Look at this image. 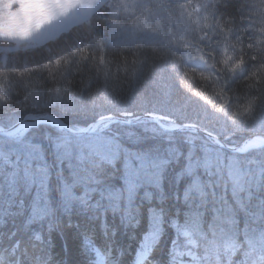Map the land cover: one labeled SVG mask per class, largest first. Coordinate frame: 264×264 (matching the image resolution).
Instances as JSON below:
<instances>
[{"label":"snow or ice","instance_id":"6c2138e0","mask_svg":"<svg viewBox=\"0 0 264 264\" xmlns=\"http://www.w3.org/2000/svg\"><path fill=\"white\" fill-rule=\"evenodd\" d=\"M230 6L228 0H0V42L3 44L0 46V99L14 91L20 80L27 77L23 82L38 102L41 90L51 81L56 91L47 103L67 113L73 108L65 104L64 96L77 81L81 92L90 89L93 80L101 81L104 86L101 99L111 103L116 94L117 85L114 82L121 78L124 82H135L145 73L144 65L150 53L163 59L165 66L170 65L173 70H176L177 64L170 57L183 55L189 61H197L198 65L185 66L186 79L183 83L190 90L192 72L199 66H207L211 60L212 67L216 68L218 63L221 66L217 69L218 73L225 74L223 84L218 85L215 92L224 102L215 105L213 98L199 88L193 94L230 119L237 131L251 126L249 136L234 147L233 152H264V28L260 29L258 41L262 46L260 55L251 57L257 63L249 68L243 48L244 37L236 34L235 21L227 13ZM253 8L264 23V2L253 4ZM81 33L84 35L81 36ZM247 46L253 47L252 44ZM21 49L26 50L23 55ZM29 51H46L47 63L40 62L38 68H28ZM21 66L24 72H18ZM45 70L47 78L39 77L38 73ZM200 75L203 79L209 78L203 72ZM241 75L245 76L247 84L237 94L238 111L232 112L225 88L229 79ZM169 94L165 89V95ZM241 99L243 103H239ZM151 116L164 132L172 133L180 127L175 120L154 113ZM165 120L166 123L162 122ZM113 122L111 116L100 114L89 127L73 128L62 115L42 111L26 115L12 129L0 127V136L22 143L30 130L46 125L60 133L55 138L57 151L70 156L72 137L103 132ZM184 129L194 133L197 126L185 123ZM152 130L156 131L155 128ZM198 138V135L186 136L187 142L192 145ZM212 142L218 149L205 147L202 156L197 155L193 147L186 154L171 148L167 157L157 158L148 152L124 148L109 138L97 135L93 142L86 145L91 150L89 154H94L100 165L122 168V187H89L74 175L64 181L62 199L68 207L74 202L87 207L98 193L100 199L94 206L107 201L103 222L105 235L110 227L107 223L109 211L113 215L120 214L121 221L129 228L140 229L143 225L134 264H157V251L169 228L175 231L176 238L168 248L166 264H201L202 258L197 251L201 241L208 244L207 254L217 258L223 255L231 260L240 251L237 236L221 228L219 239L209 240V230H214V225L206 220L205 212L200 210L201 205L194 206L195 201L205 202L209 195L210 182L205 180L204 174L211 176L217 161L223 158V153L219 151L223 149L221 139L213 137ZM25 147L29 159L25 162L23 179L28 189L36 186L32 215L28 221L31 224L52 215L49 201L51 173L40 146L26 144ZM85 158L82 151L79 159L83 161ZM34 160L42 163L33 165ZM18 163L0 150V167L11 165L15 169L10 173L12 184H16L15 177L19 175ZM173 163L179 165L176 182L183 185L177 199L182 198L185 208L182 212L177 209L172 215H167L164 208L167 202L164 174ZM226 168L235 202L243 209L240 193L251 185L252 180L245 177L252 176V172L241 168L240 160L235 157L229 158ZM259 171L258 187L264 183V168ZM91 182L97 185L103 183L95 176L91 177ZM141 196L148 205L146 208L137 204ZM214 211L215 218L222 219L225 224L239 223L236 209L231 205ZM52 230V225H49V232ZM245 236L248 247L240 264H248L253 257L258 259L259 264H264V230L246 231ZM132 238H136L135 233ZM41 239L39 234L35 236L36 241ZM84 243L95 252V264H117L109 251L95 246L94 229L85 231ZM5 259L4 255H0V264H5ZM37 264L43 262L38 260Z\"/></svg>","mask_w":264,"mask_h":264},{"label":"trees","instance_id":"16d2710c","mask_svg":"<svg viewBox=\"0 0 264 264\" xmlns=\"http://www.w3.org/2000/svg\"><path fill=\"white\" fill-rule=\"evenodd\" d=\"M34 53H37L38 57H41V56L44 57L47 55L46 51H36ZM45 63H47V60ZM39 64L40 63L35 62L32 68L39 66ZM21 70H23V68H21ZM148 76H149V73L145 71L143 77L148 79ZM121 79L123 80V78ZM78 86L80 87V84L77 81L74 84L73 89H72V91H74L73 94L72 92H68L64 96V100H66L64 101L65 104L72 107L73 108L72 111H68L67 113H62L59 107L55 105L48 106V107H37L40 105H37V106L32 105L31 107H34V108L19 109L21 108V106H23L22 105L23 102H21L20 106L11 105V106H14V108L17 107L16 109L8 110L7 107L0 109V119L4 118L5 120L4 122L0 120V126L2 127L9 126L12 123L16 122L18 119H22L26 115L31 114V113L50 111V112H55L58 115H62L63 119L70 126H73L75 128H82L83 126H87L88 124L93 122V120L98 118L100 114L106 115L110 112L115 111L116 108H119L120 106H124V104L127 106L126 107L127 109L120 110V113L122 114L118 113L117 115L126 116V117H134V116L136 117V115H140L142 111H144L145 109H147L150 112L155 113V110H153L152 107L149 108L143 105L145 107L142 109L140 105L146 102H149L152 106H154L156 103L155 98L157 97L159 90L162 88L161 87L158 91L144 89V95H145L144 98H141L142 94L141 95L138 94L139 98H135L134 102H124L121 104L122 102L121 100L113 101L115 103V108H112L107 103L103 104L102 102L94 101L93 92L95 91L93 90H95L97 87H100V86L102 87L101 81L93 80L92 87L90 89H86L83 92H80V94H76V89L78 88ZM74 95L75 96L77 95L76 97L78 98L80 97V100L82 99L85 102L86 106L92 107L93 105H98L97 110L92 109V111H87L83 109L85 106L83 107L81 106L83 104L81 105L80 104H70L69 105L70 99L72 97H73L72 99L75 98ZM50 97L51 95L43 96L42 100L43 101L49 100ZM149 99H151V101ZM126 103H133V107H129ZM18 111H21V113L24 115L19 114ZM132 113H135L136 115H131ZM140 124L142 123L140 122L136 126L135 125L123 126L121 124L114 123L110 125V129L114 133L108 134L104 131L102 134H104L103 136L105 138L110 137V139H114V140H116L115 139L116 136L129 138L130 136H128L127 131L137 130L138 132V129H140L139 127ZM41 128L44 129L46 133L40 130ZM40 129L34 128L30 130V132L25 136L24 141L22 143H17L15 140L0 136V144L2 145L0 146V150H3L6 153H8L10 157L12 158L13 162H16L17 160L19 161L17 165L19 169V175L15 177L16 184L11 183L12 177L10 176V173L15 171V169L11 165H4L3 167H0V202H2L4 199H9V198H12V200H14L18 196V193L15 191V189L18 188L21 184V181H19L18 179L20 176L24 175L23 169L25 167V162L29 159L25 145L26 144H36V145H39L40 148L42 149L45 160L50 168L51 183L49 186V201H50V207L53 210L52 215H50L48 218L44 220H36V221H33L31 224H29L28 221L31 218L30 215H32V207H33V203L35 200L33 197L30 199V197L26 194L20 196V198L18 196L14 203L12 201L8 204V206L0 207V224H4V227L0 226V232L4 234L5 239L7 238V236H10L14 232L17 234L16 237L14 238H21L25 241H28L29 237H31V242L39 243L46 251H50L54 255H55V250H54L55 246L56 245L60 246L59 240H60L61 234H64L65 241H66V243L64 244L66 245V250L68 249L67 250L68 251L67 258H69L68 264H95L96 260H92V262H90L91 260H87L85 256L79 257V254L77 252V249H79L78 244L76 246L75 243H73L74 239L70 240V237H72L76 232H78V227L74 220L75 215L78 214L79 211H82L84 212L83 213L84 219L81 218V220L83 219L82 226L83 227L85 226V228L94 229L96 231L95 238L96 239L100 238V242L102 243V246H104V250L109 249V248L114 249L115 252L117 253V254L115 253L116 259H117V255L123 252L124 253L123 260L126 262L127 259L131 258L128 255L129 252L135 254L136 249L138 247L140 234L143 232L144 226L142 225L140 229L129 228L121 221L120 214L113 215L109 211L107 212V223L109 224L110 227H109L107 234L105 235V231L103 228V222L105 220V206L107 204V201H102L100 206H94L96 205L97 200L100 199L99 195L96 194L87 207L80 204L79 202H74L71 205V207H68L67 205H65L62 199V195H61L62 190H63L64 181L71 179L74 175L77 178H80L82 183H87L89 187L93 186L97 188H103L105 186H112L113 188H115L113 185L115 183H110L109 181H118L120 177L117 175H119L120 173L115 172L116 167H111L109 168V170H111L110 173H112L114 176L113 179L112 178L105 179L104 177H99L101 166L100 164L97 163L98 158L94 154H92L93 156L90 155L89 153L91 152V150L88 147H86V145L89 143L88 141L91 139V136H87V137L84 136L82 138L72 137L71 149L74 147V149H77L79 152L83 151V153L85 152L87 153V158L81 161L79 159V156H74L73 154L71 156V159L69 158V156L62 155L60 152L57 151L54 142L53 143L46 142V141L49 142L50 140L54 141L55 138L58 135H60V133H58L55 129H52L51 127L46 126V125L40 126ZM189 134L190 132L189 133L180 132V133L164 134V136L162 137L158 136V138L155 135L151 136L150 138L156 139L157 142L160 140L162 143L158 142L157 147H154V148L149 147V150L146 152H152L154 150H157V148L159 147H163V148L165 147L169 149L176 148L178 150L181 149V147H183L187 150L186 152H188L189 150H192L194 147V150L197 151L198 149H200V146L206 147L207 144H210L208 140L202 137L204 139H202L201 141L197 139L193 146L192 144H189L186 140V136ZM192 135H195V134L192 133ZM220 137H224V136L221 135ZM93 140H91V142H93ZM134 143H138V142H134ZM151 145H154V144H151ZM153 157H157V155ZM85 162L86 163L95 162L97 167L92 168L87 163L89 168L83 169L82 166L84 165ZM36 163H42V162L38 160H34L33 165H35ZM86 169H90V170H86ZM218 169H220L221 171H225V165H222V167ZM95 170L98 172V174L96 175V178L102 180L103 182L99 185L93 184L91 182L92 173ZM254 170L258 171L259 169H254ZM214 173H217V169L214 171ZM76 174H79V175H76ZM176 174H177V171L175 170L168 171V169L166 173L164 174V181H166L167 184L171 182V185H172V186H167V187L164 186V188H166L167 190L165 191L166 196H167V202L164 205L167 215H172L173 213H175L177 209H180L182 212L185 208L182 198L177 199V195L182 193L183 185L177 184ZM213 174L209 176L207 175V173H205L204 178L206 179V181H210L211 178L212 179L215 178V175L213 176ZM1 183H2V186H1ZM213 183H214V186L218 184L216 180ZM120 185H122V182H120V184L117 185V187L119 188ZM33 187H35V185ZM260 189H261L260 192L254 195L251 199L245 198L243 194L244 192L240 193V197L244 203L243 209H241L236 204L235 199L231 192H228V194L225 197V201L228 200V204L221 201V204L223 206L231 205L233 208L236 209L237 219L239 221L241 228H244L246 225L251 226L259 220V223L256 224V228L254 231L258 232L260 230H264V203L259 202L260 197L264 196V183L261 184ZM247 190H250L249 187L247 188ZM77 191H79V189ZM208 192H209L208 196H211V195L213 196L215 194V196L218 198L220 197L222 190L219 191V189H217L214 192H210L208 190ZM169 198L174 199L175 203H171V200H169ZM209 200H211L212 202V199H209ZM41 203H43V201H41ZM137 204L138 205L143 204L145 208L148 206L146 203L143 202L142 196L138 197ZM197 204L201 205L200 210L203 211V205L201 204V202L195 201L194 206ZM1 205H4V204H1ZM256 213H260L261 216L257 217ZM211 214L212 213L209 210L206 215V220H208L211 217ZM47 222H49L50 224H47ZM49 225H52V228H53L51 232H49ZM8 226L9 228L5 230V227H8ZM23 227H27L26 232L24 231L25 234L20 232L21 228ZM247 232L251 233L253 232V230L249 228ZM133 233H135V236H136L135 239L132 238ZM37 234H39L42 238L40 241L35 240V236ZM114 235L115 237L112 238ZM175 238H176L175 231L169 228V230L164 236V239H163V242L160 248L157 251L156 260L158 261V264H166V261L168 258L167 257L168 248ZM73 250L75 252H73ZM74 254H76V258L72 257L74 256ZM94 258H97L95 253H94ZM120 259L121 257L119 258V260Z\"/></svg>","mask_w":264,"mask_h":264},{"label":"clouds","instance_id":"9594fccd","mask_svg":"<svg viewBox=\"0 0 264 264\" xmlns=\"http://www.w3.org/2000/svg\"><path fill=\"white\" fill-rule=\"evenodd\" d=\"M262 2H264V0H228V3L231 6L227 9V13L235 21L234 27L236 34L243 35L244 37L243 48L244 53H246L245 59L249 64V68L257 63V61L252 60L251 57H259L260 48L262 47L258 41L261 37L260 29L264 28V23L261 22V18L257 15L255 9L253 8V4H259ZM225 19H227V17ZM83 35L84 33H81V36ZM249 37L252 39L249 40ZM65 43H67V41H65ZM248 44H252L253 47L249 48L247 46ZM56 47L58 48L59 46ZM236 51L237 55H239V48H237ZM170 58L175 60V63L177 64L176 70H173L170 65L165 66V61L163 59L155 58L151 55V53L149 54V59L144 65L145 71L149 73V76L148 79L144 80L143 88L152 91H158L161 87H163L169 91L170 94L168 96L170 98H179L182 103L178 107L173 104H167L162 106L161 109L163 112L162 116L171 120H175L180 126L179 130L190 132L191 130L184 129V124L193 123L197 126L196 132L194 133H204L208 138L211 139V141H213V137L220 139V136L223 135L224 140L221 141L223 144V149H229L230 151H233V149H231L230 146L224 141L229 140L233 133L237 131L236 125H234L230 119H226L222 113L216 111L213 105L205 103L200 97L193 94L195 89L199 88L213 98L215 105L218 106L220 103H223L224 101L215 95L217 86L223 84L224 82L225 74L218 73L217 71V69L221 66L217 63L216 68H213V61L210 60L207 66L197 67V70L192 72L190 90L183 83V81L186 79L184 76L186 71L185 66L198 65V62L195 60L189 61L188 58L183 55H177ZM21 68L23 67H19L18 72L25 71L24 68L23 70H21ZM201 72H203L209 78H201ZM15 75L16 74H13V76ZM217 75L220 76L219 80H217ZM26 79L27 77L22 78L14 91L0 99V108L10 107L13 104H18L21 102L29 104L34 101V93L29 88H27L23 82ZM246 84L247 80L244 75L237 76L235 79H229L227 87L225 88V94L230 98V102L228 104L230 111H238L236 107L238 103L237 94L244 90V86ZM55 91L56 90L52 85V82L49 81L45 88L41 90V94L48 93L49 95L54 96ZM262 99H264V97H262ZM239 103H243V100L241 99ZM107 104L110 107L115 108L114 102ZM33 106L35 105L33 104ZM118 113H120V109L116 108L115 111L106 115L111 116L113 121H116L118 118ZM131 115L136 114L132 113ZM136 118L143 120H147L149 118L152 119L151 112L145 109L142 111L141 115L137 116ZM120 122L124 123L125 121ZM163 122L166 123L167 120ZM155 123L159 124L156 121ZM229 129L232 131H228ZM226 156L227 153H224L221 164H223V159ZM253 162L258 163L255 161ZM259 170L255 173V177H253V175L249 177V179L252 180V183L249 186L250 190H247L243 193L247 199H251L261 190L260 186L258 187L256 183L260 175ZM217 175L218 186L221 187L222 193L218 198L214 194L212 202H210L208 205L209 210L212 213L211 217L208 219V222L209 224L214 225V230H209L208 239H219L221 235L220 229L223 228L225 231H230L237 236L241 246L240 251L236 256L231 257V260L223 255L217 258L214 255H209L206 253L208 244L205 241H201L197 251L202 258L201 264H240V261L244 259V254L248 247L245 233L249 230V228L254 231L256 224L259 223V220L251 226L246 225L244 228H241L239 223L236 225H228L225 224L222 219L215 218L214 210L223 206L221 201L225 199L228 192L232 193V183L227 171H221L220 169H217ZM259 202L264 203V196L260 197ZM205 214L207 215V212H205ZM256 215L257 217L261 216L260 213H256ZM16 235L17 234L14 232L5 239L4 234L0 233V255H4L6 257L5 264H37L38 260H41L43 264H62L61 260L57 259V257L50 251H46L39 243L31 242V237H29L28 241H25L21 238H14ZM108 251L111 253L112 258L117 261V264H134V253L129 252L128 255L131 258L127 259L125 262L123 260V252L119 254L121 259L118 260L115 258L114 249L109 248ZM248 264H259V261L253 257L248 260Z\"/></svg>","mask_w":264,"mask_h":264},{"label":"rangeland","instance_id":"374dc122","mask_svg":"<svg viewBox=\"0 0 264 264\" xmlns=\"http://www.w3.org/2000/svg\"><path fill=\"white\" fill-rule=\"evenodd\" d=\"M0 46H3V44H2V42H0ZM55 46V45H54ZM21 51V54H23L26 50L25 49H21L20 50ZM34 52H36V51H29L28 52V60H29V63H28V68H30V69H32V66L34 65V63L35 62H38V63H40V62H46V57H47V55L46 56H41V57H38V54L37 53H34ZM31 54H33V55H31ZM37 67H39V66H36L35 68H37ZM44 72H46V73H44ZM38 76L39 77H41V78H44V79H46L47 78V71L45 70V71H41V72H39L38 73ZM144 76V74L142 75V76H140L135 82H124L122 79L120 80V81H115V83L117 84V89H116V94L113 96V101H119V100H121L122 102H121V104L122 103H124V102H134L135 100V98H139L138 97V94H142V97L141 98H144V88H143V84H144V80H146V78L145 77H143ZM163 88V87H162ZM160 89L159 90V92H158V94H157V97L155 98L156 99V103H155V105L154 106H152L149 102H146V103H144V104H141L140 105V107L143 109L145 106H147V107H149V108H153V110H155V113H156V115H160V116H162L163 115V112H162V106H164V105H167V104H173V105H175V106H179L182 102L179 100V98H170L168 95H165V89L163 88V89ZM93 91H95V92H93V98H94V101L95 102H102L103 104H106V102H104L102 99H101V96L103 95V92H104V86H103V83H102V87L100 86V87H97L95 90H93ZM109 91H111V88L109 89ZM142 91V92H141ZM72 92V94H73V92L74 91H71ZM80 87L78 86V88L76 89V94H80ZM48 96L49 94L48 93H43V94H41L40 95V97H39V101L37 102L36 100H34L32 103H29V104H26V103H24L23 102V106H21V108H19V109H27V108H34V107H31L33 104L35 105V106H37V105H40V106H37V107H48V106H54V105H52V104H49V103H47V101L48 100H45V101H43L42 100V98H43V96ZM77 96V95H76ZM75 95H74V99H70V102H69V105L70 104H83V105H81L82 107L83 106H85L83 109H85V110H87V111H92V109H96L97 110V106L98 105H93V106H95V107H90V106H86L85 105V102L81 99L80 100V97L78 98V97H76ZM69 100V99H68ZM150 101H151V99H149ZM64 101H66V100H64ZM143 101V100H142ZM120 104V105H121ZM129 107H133V103H126ZM14 106L15 105H17V106H20V103H18V104H13ZM42 105V106H41ZM143 105H145V106H143ZM14 106H10V107H7V109L8 110H10V109H16V108H14ZM36 107V108H37ZM109 107V106H108ZM127 106L124 104V106H120L119 108H120V110H125V109H127L126 108ZM0 109H3V108H0ZM86 111V112H87ZM151 113H154V112H151ZM154 113V114H155ZM141 115V114H140ZM137 116V115H136ZM125 117V116H124ZM135 117V116H134ZM134 117H129L130 119H132V118H134ZM2 122H4L5 120H4V118H1L0 119ZM142 124H140L139 125V127H140V129H138V132H137V130L135 131V130H131V131H127L128 133V136H130L129 138H124V137H115V139L116 140H114V139H111L112 141H114L115 143H118V144H120L121 146H124V144H125V148H127V149H130V150H132V151H135V152H146V151H148L149 150V147H151V148H154V147H157V143L159 142V143H162L160 140L157 142V141H153V139H151L150 137L151 136H156L157 138H158V136H164V134H165V132L164 131H162V129H160V127H159V125H157L156 123H155V121L154 120H152V119H147V120H141L140 121ZM139 122V123H140ZM138 123H136V124H134L135 126L137 125ZM131 126H133V125H131ZM1 127V126H0ZM69 127H73V126H70L69 125ZM73 128H75V127H73ZM137 128V127H136ZM136 128H134V129H136ZM156 129V131H153L152 129ZM249 130V133H246L245 132V134L248 136L249 134H250V130H251V126H248V127H246L245 128V130ZM231 129H229V131H230ZM259 129H257V131H258ZM106 133H108V134H110V133H114L111 129H110V127L109 128H107V129H105L104 130ZM103 131V132H104ZM232 131V130H231ZM242 131H244V129L242 130ZM103 132H99V133H94L93 134V136H91V139L88 141L89 143L91 142V140H93L94 139V137L95 136H97V135H99V136H102V137H104L103 135L104 134H102ZM182 132H184V133H189V131H182ZM238 132L237 131H235L233 134H237ZM190 134H192V133H190ZM195 135H197L196 133H194ZM87 135L88 134H84V136H86L87 137ZM84 136H82V137H84ZM201 137H205V138H208L205 134H203V133H201V135H200ZM3 137V136H2ZM82 137H78V138H82ZM107 138H109L110 139V137H107ZM142 139V140H141ZM208 139H210V138H208ZM141 140V141H140ZM223 140H224V138H223ZM230 140V139H229ZM228 140V141H229ZM228 141L226 142V143H228ZM47 143H55V140L53 141V140H50L49 142L48 141H46ZM134 142H138L139 144H140V146H139V144L138 143H134ZM8 144V143H7ZM151 144H154V145H151ZM9 145V144H8ZM160 145V144H159ZM0 146H2L1 144H0ZM10 146V145H9ZM141 146H143V147H141ZM194 146V145H193ZM235 146H238V145H235ZM234 146V147H235ZM5 147V146H4ZM207 148H213V149H218V146L217 145H215L212 141L210 142V144H207V146H206ZM205 148V147H204ZM157 150H160V153L161 154H159V158H165V157H167L168 155H169V148H163V147H159V148H157ZM179 151L180 152H183V153H187L186 151V149L185 148H183V147H181V149H179ZM219 151H221L223 154L224 153H227V156L223 159V164H221V161H217V165L212 169V174L214 173V171L216 170V169H218V168H220V167H222V165H225V171H227V168H226V166H227V164L229 163V158L228 157H235V158H237V159H239V158H243L244 160H242V159H239L240 160V162H241V168H244V169H249V170H251V172H252V175H253V177H255V173L257 172L256 170H254V169H261V168H264V152H261V151H259V150H253L251 153H249V154H242V153H237V152H233V151H230L229 149H219ZM196 153L198 152V151H195ZM80 153L81 152H79L77 149H74V147L71 149V155L69 156V158L71 159V156H72V154L74 155V156H80ZM148 153H150L152 156H155V155H157V154H155V153H153V152H148ZM204 154V153H203ZM84 155H85V157L87 158V153L85 152L84 153ZM198 155V154H197ZM199 155H200V153H199ZM93 156V155H92ZM158 156V155H157ZM257 158V159H256ZM89 159V158H88ZM183 159H181V161H182ZM253 161H255V162H258V163H254ZM92 168H95V167H97V165L95 164V162H93V163H91V162H87ZM87 163L85 162L84 163V165L82 166L83 167V169L84 168H89L88 167V165H87ZM97 163L98 164H100V162H99V160H97ZM183 163V161L181 162V164ZM95 164V165H94ZM101 166V168H100V173H99V177H104L105 179L106 178H112L113 179V174L112 173H110L111 172V170H109V168H111V167H108V166H103V165H100ZM86 170H90V169H86ZM94 170V169H93ZM115 172L117 173H120L119 175H117V176H119L120 177V179L118 180V181H109L110 183H115V184H113L114 185V187L115 188H118L117 187V185H119L120 184V182L122 181V176H123V169L122 168H120V167H116V169H115ZM98 174V172L95 170L93 173H92V176H95L96 177V175ZM76 175H79V174H76ZM215 175V178H211L210 179V186H209V191L210 192H214L215 190H217V189H219V191L220 190H222L221 189V187H219L218 186V184H216L215 186H214V181L216 180L217 181V183H218V175H217V173H214L213 174V176ZM86 178V177H85ZM245 179L247 180V179H249L248 177H245ZM1 186H2V183H1ZM93 187V186H92ZM120 187H122V185H120ZM7 188V187H6ZM97 195H98V193H97ZM209 199H212L213 200V196L211 195V196H208L207 197V199H206V201L205 202H201V201H199V200H197V201H199V202H201V204L203 205V212H207L208 213V211H209V207H208V205H209V203L211 202V200H209ZM223 202L224 203H226V204H228V200H226L225 201V199L223 200ZM83 213L84 212H82V211H79L78 212V214H76L75 215V222H76V224H77V227H78V232H76L72 237H70V240H72V239H74L73 240V243H75V245L77 246V244H78V246H79V249H77V252H78V254H79V257H83V256H85L86 258H87V260H91L90 262H92V260H96L97 258H94V251L90 248V247H86L85 246V243H84V233H85V231L86 230H89V228H85V226L83 227L82 226V222H83V219H84V217H83ZM90 214V213H89ZM31 216V215H30ZM81 218H83L82 220H81ZM86 220V219H85ZM47 224H50L49 222H47ZM96 232V231H95ZM0 233H2V232H0ZM115 237V235L112 237V238H114ZM64 243H66V241H65V235L64 234H61V237H60V240H59V244H60V246H55V256L57 257V259H59V260H61V262H62V264H68V260H69V258H67V253H68V249L66 250V245L64 244ZM97 243V244H96ZM101 245V246H100ZM95 246L96 247H99L102 251H104V246H102V243L100 242V238H98V239H96L95 238ZM105 250H109V249H105ZM73 252H75L74 250H73ZM91 252V253H90ZM164 252H166V251H164ZM163 252V253H164ZM116 253V252H115ZM117 254V253H116ZM72 257H75L76 258V254H74V256H72ZM119 258H120V256L119 255H117V259L119 260ZM157 261V260H156ZM157 264H158V261H157Z\"/></svg>","mask_w":264,"mask_h":264},{"label":"bare ground","instance_id":"6f19581e","mask_svg":"<svg viewBox=\"0 0 264 264\" xmlns=\"http://www.w3.org/2000/svg\"><path fill=\"white\" fill-rule=\"evenodd\" d=\"M48 54V53H47ZM18 113L19 114H21V115H24V114H22L21 113V111H18ZM118 117H122V118H129V117H124V116H120V115H117ZM23 119V118H22ZM19 120H21V119H18L16 122H14V123H12L11 125H9V126H6V127H3L4 129H6V128H10L11 126H13V125H16L17 124V122L19 121ZM94 121V120H93ZM93 122H91L90 124H88L87 126H83L82 128H84V127H88L89 125H91ZM114 123H118V124H121V125H123V126H125V125H127V126H131V125H134V124H127V123H125V124H123V123H119V122H113L112 124H114ZM136 123H139V122H136ZM69 125V124H68ZM42 126H45V125H42ZM2 127V126H1ZM39 129H40V127H39ZM40 130H42L43 132H45L46 133V131L44 130V129H40ZM163 131V130H162ZM32 132V131H31ZM180 132H182L181 130L180 131H175V132H172V133H180ZM238 133L237 134H233L231 137H230V140L228 141V143H226L227 141H224L226 144H228L229 146H230V148L231 149H233L234 148V146L235 145H240L243 141H244V139L246 138V137H248L246 134H245V132L246 133H249V130H245V128H244V131H237ZM165 134H169V133H167V132H165ZM200 135H201V133H199ZM198 134V135H199ZM199 135V140L201 141L202 139H204V138H202L201 136ZM87 136H93V134H91V135H87ZM223 138L224 137H220V139H221V141H223ZM151 139H153V141H156V139H154V138H151ZM206 140H208L209 142H211V139H208V138H205ZM236 147V146H235ZM203 146H200V149H198L197 151V153L199 154V152H200V155H202L204 152H203ZM227 150V149H226ZM153 153H155V154H157L158 156V158H159V154H161L160 153V150H154V151H152ZM239 159H242V160H244L243 158H239ZM182 162V161H181ZM178 168H179V165H177V164H175V163H173L171 166H169V168H168V171H171V170H175V171H178ZM19 181H21V184H20V186L18 187V188H16L15 189V191L18 193V196H19V198H20V196H22V195H28L29 197H30V199L33 197L34 198V200H35V196H36V190H35V188H36V186L35 187H32L31 189H28V187H27V184H26V182H25V180L23 179V176H20L19 177V179H18ZM206 180V179H205ZM164 186L165 187H167V186H172L171 185V182L170 183H166V181H164ZM167 184V185H166ZM165 191H167L166 190V188H165ZM17 196V197H18ZM16 197V198H17ZM16 198L14 199V200H12V198H9V199H4L2 202H0V207H3V206H8V204L10 203V202H12L13 201V203L15 202V200H16ZM173 198V197H172ZM172 198H169V200H171V203H175V200L174 199H172ZM1 204H4V205H1ZM0 226L1 227H4V224H0ZM7 228H9V226L8 227H5V230H7ZM26 229H27V227H23V228H21V230H20V232L21 233H23V234H25V232H26ZM31 229V228H30ZM32 230V229H31ZM25 231V232H24Z\"/></svg>","mask_w":264,"mask_h":264},{"label":"water","instance_id":"95a60500","mask_svg":"<svg viewBox=\"0 0 264 264\" xmlns=\"http://www.w3.org/2000/svg\"><path fill=\"white\" fill-rule=\"evenodd\" d=\"M137 116H140V115H137ZM136 116V117H137ZM136 117H134V118H132V119H130V118H122V117H118L117 118V120L115 121V122H119V123H121L120 121H125L123 124H125V123H127V124H136V122H140L141 120H143V119H137ZM151 119V118H150ZM129 121H131V122H129ZM94 122V121H93ZM163 122V121H162ZM157 125H159V124H157ZM14 126H16V125H13V126H11L10 128H6V130H9V129H12ZM90 126V125H89ZM88 126V127H89ZM3 128V127H2ZM84 128H87V127H84ZM176 131H180L179 129H177ZM204 134V133H203Z\"/></svg>","mask_w":264,"mask_h":264}]
</instances>
